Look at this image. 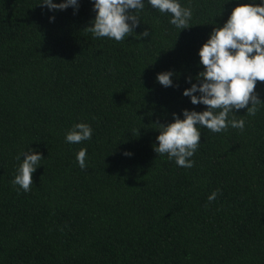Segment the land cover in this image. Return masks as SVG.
Here are the masks:
<instances>
[{
  "label": "trees",
  "instance_id": "obj_1",
  "mask_svg": "<svg viewBox=\"0 0 264 264\" xmlns=\"http://www.w3.org/2000/svg\"><path fill=\"white\" fill-rule=\"evenodd\" d=\"M143 2L117 42L85 30L94 0H0V264H264V104L229 114L243 131L199 128L190 169L153 150L174 113L207 110L183 92L213 29L264 0H178L192 10L184 30ZM256 93L264 102V83ZM78 123L91 139L66 142ZM29 149L44 159L24 192L12 181Z\"/></svg>",
  "mask_w": 264,
  "mask_h": 264
},
{
  "label": "clouds",
  "instance_id": "obj_2",
  "mask_svg": "<svg viewBox=\"0 0 264 264\" xmlns=\"http://www.w3.org/2000/svg\"><path fill=\"white\" fill-rule=\"evenodd\" d=\"M148 4L161 13H169L172 17L169 23L176 28H189L188 24L192 18L190 7H182L178 0H148ZM41 6H46L50 11H62L69 7L77 11L79 9L78 0H63L59 4L53 3V0H44ZM143 9V0H94L93 11L96 16L85 30L95 37L123 41L140 25L138 12ZM52 21L54 17H50V22ZM149 35L145 30L139 37L145 38ZM198 55L204 71L195 78L198 84H192L184 90L183 95L189 97L193 105L202 104L207 110H184V119L174 113L173 123L167 126L158 125L161 129L156 138L158 147L153 146L157 154H167L170 160L175 159L177 166L189 169L194 166V161L190 158L200 145L199 128L220 133L226 131L230 124L232 128L243 131L245 121H229V114L234 110L247 109V115L255 116L259 110L257 106L264 104L256 93L257 82L264 83V2L259 5L242 3L236 6L223 27L213 29ZM173 76L171 71L163 72L157 75V81L165 88L172 87ZM188 82L191 83V78ZM196 93L200 95L197 96ZM92 131L90 125L78 123L66 134V142L78 144L89 140ZM86 154L87 150L82 148L76 156L82 171L87 168ZM124 155L132 154L126 152ZM23 157L12 183L20 186L24 192H29L33 185L32 175L38 168L39 161L44 158L32 149L23 153ZM218 191L208 197L209 202L216 199Z\"/></svg>",
  "mask_w": 264,
  "mask_h": 264
}]
</instances>
